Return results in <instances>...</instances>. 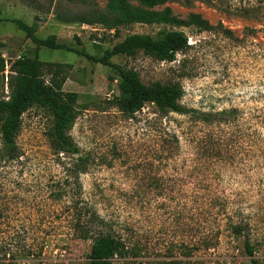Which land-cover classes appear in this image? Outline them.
<instances>
[{"label": "rangeland", "instance_id": "obj_1", "mask_svg": "<svg viewBox=\"0 0 264 264\" xmlns=\"http://www.w3.org/2000/svg\"><path fill=\"white\" fill-rule=\"evenodd\" d=\"M169 0L179 18L199 14L214 28H178L189 48L173 62L138 51L112 63L138 72L146 84L179 83L187 112H161L146 104L131 118L109 100L119 95L109 67L72 52L38 50L45 63L66 67L64 92L78 94L77 118L69 135L75 155L49 147L52 115L33 106L22 116L17 160L2 156L0 136V252L14 264H88L90 240L74 236L69 213L96 212L105 233L122 239L136 257L113 264H264V0ZM105 0H0V16L22 19L35 35L100 57L127 35H157L160 25L131 24L118 34L102 26L63 19L104 8ZM136 4L135 2H131ZM176 29V28H174ZM229 31L230 34H226ZM76 38L81 45H78ZM34 44L13 25L0 24V99L7 98L11 63L32 56ZM45 79H49L44 69ZM235 110L202 121L200 113ZM81 159V161L79 160ZM85 172L76 175V164ZM67 176V177H66ZM232 223L243 227L235 237ZM212 243L211 249H205ZM185 247H196L191 256Z\"/></svg>", "mask_w": 264, "mask_h": 264}, {"label": "trees", "instance_id": "obj_2", "mask_svg": "<svg viewBox=\"0 0 264 264\" xmlns=\"http://www.w3.org/2000/svg\"><path fill=\"white\" fill-rule=\"evenodd\" d=\"M84 1V0H80ZM105 6L88 15L78 16L72 20L63 19L66 23H80L86 25L98 24L104 29L118 34L121 28L131 24L160 25L162 30L155 36L148 34L127 35L112 48L106 49L100 57L89 55L84 49L69 47L57 42L55 35L39 38L35 35L36 28L25 21L10 16H0V24L9 23L24 33L25 38L34 44V53L30 56H21L14 60L7 75V98L0 99V136L2 140V156L7 160H17L19 156L16 137L21 127L23 114L33 106L47 109L52 115V130L49 138V147L54 155H75L78 148L72 141L69 131L77 118L78 94L64 92L62 86L67 78L69 66L59 63H45L39 58L38 50L41 47L53 51L72 52L88 61L109 67L117 80L119 95L109 100V104L128 118L139 112L144 105L152 104L161 112L185 114L187 110L181 106L180 100L183 90L179 83L144 84L137 71L124 68L111 62L118 55H132L138 51L160 62H173L179 52L189 48L185 33L178 28H193L196 32L212 31L214 28L199 14L189 13L185 18H179L172 13L169 7L156 9L169 0H105ZM136 4H132L131 2ZM212 4L211 0H196ZM189 4L190 1L186 0ZM176 28V29H174ZM230 34L229 31H225ZM78 45H81L76 38ZM68 66V67H66ZM47 69L49 79L44 77ZM0 70L4 71V62L0 60ZM235 110L220 111L219 113H200L204 122H215V117H229L235 115ZM221 120H225L224 118ZM81 161V159H79ZM76 175L85 172L81 163L76 165ZM67 177V176H66ZM69 213L74 218L73 234L79 239L90 240L88 264H113L112 259L118 257H136L139 255L135 247L126 248L122 239L105 233L107 223L95 211L84 208L78 210L77 199L71 203ZM230 233L238 237L242 235L243 227L232 223ZM212 243H206L205 249H211ZM196 247H185L184 255L191 256ZM244 250L250 257L251 264H259L254 257V248L249 239L244 238ZM6 251L0 252V264H14V261H5Z\"/></svg>", "mask_w": 264, "mask_h": 264}]
</instances>
